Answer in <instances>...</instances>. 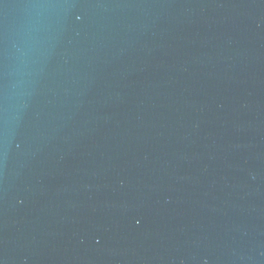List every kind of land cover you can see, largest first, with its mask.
Here are the masks:
<instances>
[{
    "label": "water",
    "instance_id": "water-1",
    "mask_svg": "<svg viewBox=\"0 0 264 264\" xmlns=\"http://www.w3.org/2000/svg\"><path fill=\"white\" fill-rule=\"evenodd\" d=\"M0 264H264V0H0Z\"/></svg>",
    "mask_w": 264,
    "mask_h": 264
}]
</instances>
